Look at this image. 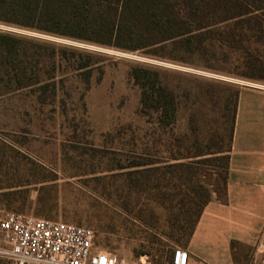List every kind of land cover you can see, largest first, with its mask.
Instances as JSON below:
<instances>
[{
  "label": "rangeland",
  "instance_id": "rangeland-1",
  "mask_svg": "<svg viewBox=\"0 0 264 264\" xmlns=\"http://www.w3.org/2000/svg\"><path fill=\"white\" fill-rule=\"evenodd\" d=\"M0 32L49 45L41 84L15 91L0 85V186L33 183L9 203L0 191V218L14 212L85 226L99 251L172 264L175 250L186 248L170 221L173 187L181 189L191 161L184 157L215 151L222 138L228 143L235 90L264 85V78L230 74L244 72L239 52L229 59L221 51L215 59L164 52L177 60L169 61L2 23ZM136 66L157 70L176 92V123L142 106L131 76ZM214 156L192 161L204 171ZM144 160L147 166H131ZM0 264L11 263L0 257Z\"/></svg>",
  "mask_w": 264,
  "mask_h": 264
},
{
  "label": "trees",
  "instance_id": "trees-1",
  "mask_svg": "<svg viewBox=\"0 0 264 264\" xmlns=\"http://www.w3.org/2000/svg\"><path fill=\"white\" fill-rule=\"evenodd\" d=\"M0 23L125 52L146 50L152 57L169 61L177 60L164 52L214 59L220 51L226 59L239 52L244 72L230 74L251 81L264 78V55L260 50L264 47V0H0ZM48 46L28 36L0 32V85L15 91L41 84L40 71L47 62ZM131 76L141 86L142 106L159 112L164 122L176 123V92L160 83L158 71L136 66ZM239 90H235L228 143L220 135L217 150L185 156L191 161L179 176L181 189L177 190L176 184L173 187L175 202L171 200L170 209L175 212L170 221L183 234L186 247L214 195L223 203L227 201ZM212 154L213 165L208 160L203 163L213 168L202 171L192 161ZM148 164L144 160L131 166ZM32 184L27 181L0 186V191L9 203ZM170 188L171 184L167 190Z\"/></svg>",
  "mask_w": 264,
  "mask_h": 264
},
{
  "label": "crops",
  "instance_id": "crops-1",
  "mask_svg": "<svg viewBox=\"0 0 264 264\" xmlns=\"http://www.w3.org/2000/svg\"><path fill=\"white\" fill-rule=\"evenodd\" d=\"M239 87L227 201L205 207L187 264H264V85Z\"/></svg>",
  "mask_w": 264,
  "mask_h": 264
},
{
  "label": "built area",
  "instance_id": "built-area-1",
  "mask_svg": "<svg viewBox=\"0 0 264 264\" xmlns=\"http://www.w3.org/2000/svg\"><path fill=\"white\" fill-rule=\"evenodd\" d=\"M95 231L85 226L7 212L0 218V257L11 264H147L99 251ZM264 250V238L259 242ZM188 252L177 248L172 264H187Z\"/></svg>",
  "mask_w": 264,
  "mask_h": 264
}]
</instances>
